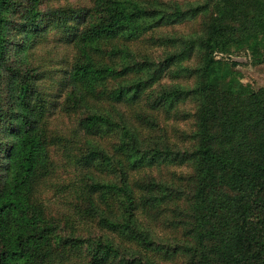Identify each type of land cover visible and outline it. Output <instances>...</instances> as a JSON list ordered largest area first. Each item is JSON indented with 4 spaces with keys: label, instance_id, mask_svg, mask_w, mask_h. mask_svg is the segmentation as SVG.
I'll list each match as a JSON object with an SVG mask.
<instances>
[{
    "label": "trees",
    "instance_id": "obj_1",
    "mask_svg": "<svg viewBox=\"0 0 264 264\" xmlns=\"http://www.w3.org/2000/svg\"><path fill=\"white\" fill-rule=\"evenodd\" d=\"M241 54L264 0H0V264H264Z\"/></svg>",
    "mask_w": 264,
    "mask_h": 264
},
{
    "label": "rangeland",
    "instance_id": "obj_2",
    "mask_svg": "<svg viewBox=\"0 0 264 264\" xmlns=\"http://www.w3.org/2000/svg\"><path fill=\"white\" fill-rule=\"evenodd\" d=\"M182 31H187L188 26H181ZM232 60H236L238 68L242 71V82L250 83L254 87L264 86V64L261 66L252 65L251 61L246 54L238 56H232ZM180 127H184V123L179 124Z\"/></svg>",
    "mask_w": 264,
    "mask_h": 264
},
{
    "label": "crops",
    "instance_id": "obj_3",
    "mask_svg": "<svg viewBox=\"0 0 264 264\" xmlns=\"http://www.w3.org/2000/svg\"><path fill=\"white\" fill-rule=\"evenodd\" d=\"M264 64V63H263ZM262 65V64H261ZM261 65H259V66H261Z\"/></svg>",
    "mask_w": 264,
    "mask_h": 264
}]
</instances>
